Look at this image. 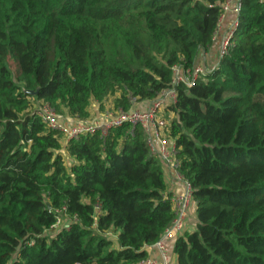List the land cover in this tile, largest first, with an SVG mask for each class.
<instances>
[{"label":"trees","instance_id":"trees-1","mask_svg":"<svg viewBox=\"0 0 264 264\" xmlns=\"http://www.w3.org/2000/svg\"><path fill=\"white\" fill-rule=\"evenodd\" d=\"M223 1L0 0V264L147 258L173 215L142 129L61 142L30 108L85 121L94 103L127 112L170 88L162 137L195 217L174 264H264V1L238 0L216 65L172 85L211 47Z\"/></svg>","mask_w":264,"mask_h":264},{"label":"built area","instance_id":"built-area-1","mask_svg":"<svg viewBox=\"0 0 264 264\" xmlns=\"http://www.w3.org/2000/svg\"><path fill=\"white\" fill-rule=\"evenodd\" d=\"M232 1H234L233 5L231 8L227 9H231L232 13L236 16L239 9L238 0ZM225 2L226 1L224 0L221 6L222 12L219 21L222 17H224L227 10L223 7ZM231 29L223 37V46L221 43L218 55L225 51V48L228 45ZM172 73V85L177 84V82L190 85L198 78V75L201 74V68L199 66H195L192 69L190 76L188 74H186V76H182L180 71L175 67L172 68ZM175 98V90L170 88L159 93V95H157L154 100L147 103L143 109L135 107L127 112L111 111L110 113L104 114L105 117H103V124H100V126L99 124H79L68 133L69 139H72L76 138L80 134L91 135L95 131H99L101 135H104L108 129L118 127L124 123L128 124L130 127L138 126L142 129L146 136V145L149 152L157 157L162 168L172 170L176 180L182 185L181 191L175 195V197L171 198V211L173 218L167 229H165L161 235L160 240L153 245L159 254L158 260L154 261L151 259H145L137 264H172V258L174 259V257L168 249L167 242L184 234L185 226L188 224V211L191 207H194L189 183L183 180L176 173L177 162L174 158L173 144L171 141H166V138L162 137V132L166 129V120L163 117L165 115L164 110L167 106L174 103ZM38 104H40V106L38 110L34 112V115L39 119L41 124H43L46 129L58 130L59 132H62L63 135L66 134V130L62 129L56 123L57 120L52 109L45 103ZM57 225L58 221L55 225L56 227L54 228H57Z\"/></svg>","mask_w":264,"mask_h":264},{"label":"crops","instance_id":"crops-1","mask_svg":"<svg viewBox=\"0 0 264 264\" xmlns=\"http://www.w3.org/2000/svg\"><path fill=\"white\" fill-rule=\"evenodd\" d=\"M234 19L235 17H232L231 14H228L222 17L221 20L219 21L216 31H215V35L212 38L211 47L208 49L206 53L199 52L197 55L196 64H198L201 69L208 70L211 67H214L216 65L217 60H218V51H219L218 48L220 45V41L223 35L231 29ZM64 118L65 120L69 119L67 117H64ZM70 161L71 160H69L65 156V166H67L66 164L70 163ZM162 171H163V178H164V185H165L164 191L166 192V194L170 195V198H173L175 197V195H177L181 191L182 185L176 180V177L172 170H168L167 168H162ZM190 210L191 212L189 214ZM193 210H194V207H191L188 211V214H187L188 224L185 226L184 234L192 232L195 228V217H194ZM174 240L167 242L168 249L171 253H172V244ZM146 252H147L146 259H151L154 261L158 260L159 254L156 251L155 247L151 246V247L146 248ZM172 264H174L173 258H172Z\"/></svg>","mask_w":264,"mask_h":264},{"label":"rangeland","instance_id":"rangeland-1","mask_svg":"<svg viewBox=\"0 0 264 264\" xmlns=\"http://www.w3.org/2000/svg\"><path fill=\"white\" fill-rule=\"evenodd\" d=\"M226 2H225V4H224V8H231V6L233 5V3H234V1H232V0H225ZM225 9V10H226ZM224 10V11H225ZM228 14H231L232 15V17H235V14H233L232 13V11H231V9H227L226 10V12H225V14H224V16H226V15H228ZM234 21H235V19H234ZM232 27H233V24H232ZM231 27V28H232ZM228 32V31H227ZM226 32V33H227ZM225 33V34H226ZM225 34L223 35V37L225 36ZM223 37H222V39H223ZM222 39H221V41H220V45H219V48H218V50L220 49V46H221V43H222ZM222 46H223V43H222ZM12 65V64H11ZM10 65V67H9V69H10V71L11 72H13V66H11ZM110 103H111V99H109L107 102H106V104H104V106L102 107V109H98V106H97V104L96 103H94V104H92L90 107H89V116H88V119L87 120H85V121H79V120H77V119H73V118H70V119H67V120H65V118H64V115H62V116H57L58 117V119H56L57 121H56V123L62 128V129H65L66 130V134H64L63 135V133L62 132H59L60 133V135L58 136L59 137V140L61 141V142H66V141H68L69 140V137H68V133L74 128V127H76L77 125H79V124H99V126H100V124H103V117H105V113H110L111 111H112V108H111V105H110ZM39 106H40V104H38V103H33V105L31 106V108H30V111L32 112V113H34L35 111H37L38 110V108H39ZM139 109H143L142 107L141 108H139ZM142 111V110H141ZM170 116L171 115H169L168 113H166L165 112V115L163 116L164 117V119L166 120V124H167V120L170 118ZM56 117V116H55ZM171 118H172V116H171ZM166 138V137H165ZM166 141H171V139H166ZM66 165H68V164H66ZM190 212H191V210L189 211V214H190ZM63 221H64V219H61L60 220V222H58V225L59 226H62V223H63ZM57 225V226H58ZM56 229V228H55Z\"/></svg>","mask_w":264,"mask_h":264},{"label":"water","instance_id":"water-1","mask_svg":"<svg viewBox=\"0 0 264 264\" xmlns=\"http://www.w3.org/2000/svg\"><path fill=\"white\" fill-rule=\"evenodd\" d=\"M31 94V93H30ZM47 208H48V206H47Z\"/></svg>","mask_w":264,"mask_h":264}]
</instances>
